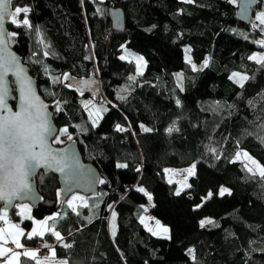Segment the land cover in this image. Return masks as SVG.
Wrapping results in <instances>:
<instances>
[{
	"label": "trees",
	"instance_id": "1",
	"mask_svg": "<svg viewBox=\"0 0 264 264\" xmlns=\"http://www.w3.org/2000/svg\"><path fill=\"white\" fill-rule=\"evenodd\" d=\"M237 5V0H12V11L31 8L33 28H18L9 20L8 32H16L10 44L50 108L61 100L63 111H53L55 122L59 129L68 128L104 181L87 197L88 206L77 208L79 216L67 209L57 224L63 242L73 247L62 248L49 232L42 240L22 238L27 247L55 245V259L66 258L68 264H264V180L248 173L243 161L233 162L244 150L264 165L259 139L264 135V66L249 59L264 53L257 43L264 39V25L257 20L264 0L250 25L236 20ZM116 6L126 13L124 32L112 28L109 10ZM185 46L193 63L207 59L208 66L193 71ZM124 48L143 56L142 74L134 61L121 59ZM234 72L249 77L243 88L230 78ZM63 73L75 81L91 75L99 79L101 90L92 96H101L97 126L89 117L91 95L52 82ZM176 73H183L181 82ZM173 124L178 131L169 133ZM117 125L126 130L118 131ZM193 163L191 187L176 195V183L165 178V169ZM36 183L42 202L30 205L34 218L66 208L55 175L40 172ZM222 185L231 195L217 193ZM140 187L151 192L149 211L168 225L170 239L153 235L141 223L147 196ZM17 213V207L8 211V218L20 223ZM204 217L214 223L201 227ZM32 225V219L21 223L26 234Z\"/></svg>",
	"mask_w": 264,
	"mask_h": 264
},
{
	"label": "snow or ice",
	"instance_id": "2",
	"mask_svg": "<svg viewBox=\"0 0 264 264\" xmlns=\"http://www.w3.org/2000/svg\"><path fill=\"white\" fill-rule=\"evenodd\" d=\"M187 3H192L193 0H185ZM235 2V0H231ZM11 0H0V201L4 202L0 207L4 208V211L0 213V221H4L8 227H0V260H3V264H21V257L25 258L24 264H68V259L56 260L55 245H50L43 242V247L49 250V255L44 257L39 256L40 249H28L24 243H21V238L26 241H31L33 238H40L42 240L45 232L51 233L55 237V240L60 243L62 248H71V243H64V237L60 231H57V224L60 220L67 217V209H71L72 213L76 216L80 215L77 211L75 201H80L82 206L87 207V201L84 196L72 195L69 199L61 201L62 206H66L63 211L56 212L49 215L43 220L34 221L38 227H33L27 234L21 227L25 213L30 210L28 204H17L15 207L23 209L17 213L22 219L20 223H12L8 218L9 206L13 205V202L19 200L24 194L31 193L32 183L30 177L36 168H48L54 172L64 173L66 176L67 190L71 191L72 182L78 180L79 161L74 154L69 153L68 148L57 149L53 147L50 141H54L55 144H61L63 141L61 136L67 135L68 141L74 144L75 138L68 132V128H60L58 131L53 127L52 116L54 112L63 111V106L60 99H56L53 104V110L49 111V104L45 103L43 99L37 94V86L32 78L27 74L25 68L22 66L20 59L15 53L9 51V39L16 37V32H8L5 28V19L10 18V22L18 28L32 29L33 25L30 22L28 16L31 12V8L28 6H16L14 11H9ZM22 16V18H20ZM257 20L261 25H264V13H261ZM37 33L39 30H36ZM43 43V40L40 41ZM260 46H264V39L257 41ZM35 55V53H34ZM44 56H48V51H43ZM121 59H125L121 56ZM249 59L256 61V63L264 66V55L256 54L249 57ZM137 71L141 72L139 63L143 60L142 57H137ZM31 62V61H30ZM193 71H197L195 63L188 58L187 61ZM41 63V61H36ZM209 61L206 59L203 61L202 67H207ZM44 72L49 73V69L46 65ZM142 74V73H141ZM12 77L10 80L9 77ZM183 77V73H178V81ZM236 83L241 88L244 87V82L249 79L248 76L241 73L234 72L230 78H237ZM53 83L63 84L64 87L73 88L83 95L84 89L89 87L93 82L89 80L75 81L69 73H63L62 76L51 78ZM132 81L136 80L135 76L129 78ZM67 82V83H65ZM18 90V105L17 109L13 110L10 102L13 100V93ZM181 86V91H182ZM46 94L55 95V93L48 92ZM119 99H125L124 96ZM219 105V102H216ZM249 103H252L251 101ZM177 105H181L179 99L176 100ZM88 104H85V108ZM106 110V109H104ZM100 112L101 109H97ZM93 115L89 112V117ZM102 117H97L100 119ZM92 126H97V120L92 119ZM79 127V126H78ZM144 131H152L150 128H146L141 125ZM118 131H125L126 129L117 125ZM169 133L178 131L175 124L167 129ZM261 143H264V135L259 136ZM211 151L215 152L216 149L212 148ZM247 158L252 165L255 166V170L249 167L247 163L244 164L246 171L252 176H256L257 173L261 180H264V165H261L252 158L247 152H236L233 162L239 161L241 156ZM118 167L126 168V164H118ZM139 171V169H137ZM165 171L171 172V169ZM187 173H195V165L193 164L189 169L184 170ZM94 182V181H91ZM104 183L103 180L99 181ZM170 183L172 181H169ZM191 187V185H187ZM139 192L144 193L148 200H152V196L146 192L143 187L137 189ZM225 193L231 195V191L228 188H221L219 195L223 196ZM176 195H180L177 191ZM212 193L208 192L206 198H211ZM199 207V206H198ZM147 211V209H145ZM115 213L112 214V220L115 221ZM27 219L31 220L32 217L28 216ZM51 221V224H49ZM141 223H144V218H141ZM201 227L206 223L213 224L212 220H202ZM159 225V221H156ZM147 226V225H146ZM164 233H169V229L161 226ZM152 231L151 228L148 229ZM71 234V233H70ZM156 235L155 232L152 233ZM116 235L115 228L113 227L112 236ZM164 238L170 239V236ZM11 242L15 247L10 248L6 245ZM16 249H22V251H16ZM189 254L192 255V250H189ZM193 259L195 256L193 255Z\"/></svg>",
	"mask_w": 264,
	"mask_h": 264
},
{
	"label": "water",
	"instance_id": "3",
	"mask_svg": "<svg viewBox=\"0 0 264 264\" xmlns=\"http://www.w3.org/2000/svg\"><path fill=\"white\" fill-rule=\"evenodd\" d=\"M237 1H238V5L235 11L236 20L245 25H250L252 23V20L254 19L255 9L257 8L261 0H237ZM9 11H12V0L10 3ZM125 16H126L125 10L122 7L116 6V8L114 7L110 8L109 18H111L112 28L115 31L124 32L126 30L125 28L126 17ZM9 20L10 18L5 19L6 31H8V24H9L8 21ZM9 51L15 53L16 56L20 59L21 64L25 68L27 74L32 78L35 85L37 86V94L41 97V99L44 100L45 103L49 104V111H52V109L50 108L51 106L50 102H48L46 98L43 97L40 93V89L37 84L36 78L33 75H31L28 65L24 63L22 56L17 53V51L13 48L10 42H9ZM9 79L11 80L12 77L10 76ZM82 80H89L93 82L89 87L84 89V92H83L84 95L95 96L98 94V92H100L101 86L99 84V79L96 76L91 75L85 79H79L76 81H82ZM13 100L15 102H10L11 107L13 108V110H16L17 105L19 103L18 90H16L13 93ZM53 117H54V113L52 116V124H53V127L58 131L59 126L55 122V118ZM50 142L53 144V147L57 149L68 148L69 153L74 154L75 157L78 159L79 165H80L79 172H78V180L72 182L71 191H68L67 190L68 185L66 184V176L64 173L54 172L48 168H36L30 177V182L32 183L31 193L24 194L20 197L19 200L14 201L13 205L9 206L8 211H12L13 209H15L16 208L15 205L17 204H24V203L27 204L28 203L33 207H37L38 204L42 202V195L39 192L38 184L36 183V178L40 174V172L44 173L46 176H48V174H53L58 178V183H60L61 199L63 201L69 199L74 194L82 193L86 196H92L93 194L98 193L99 188L101 186V183L99 181H101L102 179L101 171L98 170V168L92 162H89L84 159L83 153L78 143L75 142L74 144H72L71 142H68L66 144L56 145L54 141H50ZM91 181H94V182H91ZM3 203L4 202L0 201V205H2Z\"/></svg>",
	"mask_w": 264,
	"mask_h": 264
},
{
	"label": "rangeland",
	"instance_id": "4",
	"mask_svg": "<svg viewBox=\"0 0 264 264\" xmlns=\"http://www.w3.org/2000/svg\"><path fill=\"white\" fill-rule=\"evenodd\" d=\"M190 53H191V48L188 47V46H185V55H184V58H186L187 61H188V58H190L191 61L193 62ZM259 54L264 55V53H261V52H259ZM121 56H124L125 59L128 60V61H129V60L134 61V62L136 63V65H137V60H136V58H137V57H142V58H143V56H142L141 54L138 55V54H136L135 52H133V51H131V50H127L126 48H124V52H122ZM202 65H203V63H202L201 65H197V64H196L197 68H203ZM139 66H140L141 72H138L137 69H136V71L138 72V74H141L142 72H144V69H145V67H146V61L144 60V58H143L142 61H140ZM177 74H178V73H176V75H177ZM236 79H239V77L235 78L234 80L236 81ZM177 80H178V78H177ZM179 81L181 82V80H179ZM100 97H101L100 95H98V97H97V96H96V97H92V95L89 96V98H92V99H93L92 102H90V105H91L92 107L89 105V106H90L89 112H94L93 115H92V117H93L94 119H97V117H98V115H99V113H100V112H97L96 110H97V109H102V104H100V103L98 104V103H97V100L99 101V98H100ZM87 98H88V97H87ZM87 98L84 99V101H85L84 104H86L87 102H89L88 100L86 101ZM60 139L63 141V143H61V144H66V143L69 142V141H68V138H67V135L61 136ZM61 144H60V145H61ZM56 145H57V144H56ZM239 152L243 153V152H246V151L242 150V151H239ZM248 154H249V153H248ZM249 155H250V154H249ZM250 156H251V155H250ZM254 159H255V158H254ZM255 160H256V159H255ZM240 161H243L244 164L247 163V164L249 165V167H252V168L255 170V166L252 165L251 162L248 161L247 158H245L243 155L241 156ZM256 161H257V160H256ZM193 164L195 165V163H193ZM193 164L188 165V167H182V168H181V167H177V168H175V167H167V168H166V169H171L172 171H171V172H167V171H165V172H164V173H165V178H167L168 181H172V182L176 183L177 191L182 192V191H184L185 189L188 188L187 185H190V178H191V176L194 175V174H191V175H190L189 173H187V172L184 171V170L189 169ZM259 164H260V163H259ZM196 167H197V166L195 165V171H196ZM166 169H165V170H166ZM257 174H258V173H257ZM221 188H228V187L222 185ZM221 188H220V189H221ZM220 189H219V190H220ZM228 189H229V188H228ZM219 190H218L217 193H219ZM229 190H230V189H229ZM177 191H176V192H177ZM146 192L149 193V194L152 196V194H151V192H150L149 190L146 189ZM211 193H213V191H211ZM74 195H76V194H74ZM78 195L84 196V197L86 198V201H88V200H87V197H88V196H86V195H84V194H82V193H81V194H78ZM24 204H26V203H24ZM27 204H28V203H27ZM74 204L76 205V208L82 206V204H81L80 201H75ZM28 205H29L30 210H29L28 212L25 213V217L23 218V219H25V220L27 219L28 216H31V217H32V208H31L30 204H28ZM152 205H153V200L149 201L148 198H147V202L143 204V207H144V211H143V212H144V213L142 214L141 218H142V217L144 218V225H145L146 229L151 228V229H152L151 232H152V233L155 232L157 236H162V237L170 236V235H171V232H169V233H164V232L162 231V228H161V226H163V227H166V228L169 229L168 225H167L166 223L160 221L159 219L157 220V219L152 215L151 211H149V209H150V207H151ZM145 209H147V211H145ZM20 211H23V209H18V212H20ZM43 219H45V218H43ZM43 219H36V218L32 217V220H33L32 228H33V227H38L37 225H35L34 221H37V220H43ZM202 220H205V221H206V220H212V219H211L210 217H204V218H202ZM156 221H159V225L156 224ZM146 225H147V226H146ZM28 248H30V247H28ZM54 259H55V258H54ZM56 260H58V259H56Z\"/></svg>",
	"mask_w": 264,
	"mask_h": 264
},
{
	"label": "built area",
	"instance_id": "5",
	"mask_svg": "<svg viewBox=\"0 0 264 264\" xmlns=\"http://www.w3.org/2000/svg\"><path fill=\"white\" fill-rule=\"evenodd\" d=\"M26 248H28V247H26ZM37 248L40 249V252H39L40 257H44L46 255H49V250L47 248L43 247V242H40V243L38 242L37 244L30 246V248H28V249H37Z\"/></svg>",
	"mask_w": 264,
	"mask_h": 264
},
{
	"label": "crops",
	"instance_id": "6",
	"mask_svg": "<svg viewBox=\"0 0 264 264\" xmlns=\"http://www.w3.org/2000/svg\"><path fill=\"white\" fill-rule=\"evenodd\" d=\"M33 217V216H32ZM12 223H16V222H14V221H12L11 219H9ZM19 223V222H18ZM0 227H8V225L7 224H5L4 223V221H0ZM22 227V226H21ZM23 228V227H22ZM24 229V228H23ZM24 231H25V229H24ZM45 233H47V232H45ZM21 243H24L23 242V239L21 238ZM25 244V243H24ZM7 247H10V248H14L15 246L11 243V242H9L7 245H6ZM25 247H27V244H25ZM16 251H22V249H16ZM22 258V257H21ZM22 262V261H21ZM0 264H3V260H0Z\"/></svg>",
	"mask_w": 264,
	"mask_h": 264
}]
</instances>
